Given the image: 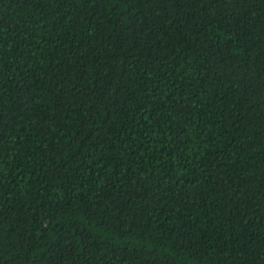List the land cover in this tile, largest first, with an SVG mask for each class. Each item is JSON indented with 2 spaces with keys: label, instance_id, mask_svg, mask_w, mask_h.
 I'll use <instances>...</instances> for the list:
<instances>
[{
  "label": "trees",
  "instance_id": "16d2710c",
  "mask_svg": "<svg viewBox=\"0 0 264 264\" xmlns=\"http://www.w3.org/2000/svg\"><path fill=\"white\" fill-rule=\"evenodd\" d=\"M0 264H264V0H0Z\"/></svg>",
  "mask_w": 264,
  "mask_h": 264
}]
</instances>
